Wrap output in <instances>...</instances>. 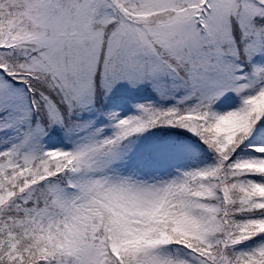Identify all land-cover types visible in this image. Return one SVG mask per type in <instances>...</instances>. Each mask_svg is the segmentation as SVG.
<instances>
[{
  "label": "snow or ice",
  "instance_id": "6c2138e0",
  "mask_svg": "<svg viewBox=\"0 0 264 264\" xmlns=\"http://www.w3.org/2000/svg\"><path fill=\"white\" fill-rule=\"evenodd\" d=\"M0 264H264V0H0Z\"/></svg>",
  "mask_w": 264,
  "mask_h": 264
}]
</instances>
